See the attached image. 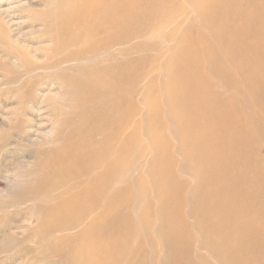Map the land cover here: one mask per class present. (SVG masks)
<instances>
[{
  "label": "rangeland",
  "instance_id": "374dc122",
  "mask_svg": "<svg viewBox=\"0 0 264 264\" xmlns=\"http://www.w3.org/2000/svg\"><path fill=\"white\" fill-rule=\"evenodd\" d=\"M44 1L15 13V22H25L20 31L29 34L23 44L12 42L16 31L0 30V264H238V248L264 234V77L255 78L263 75L264 58L246 64L239 75L230 59L239 61L237 50L248 60L264 57V35H256L263 29L264 20L257 18L264 0L252 6L218 0L227 17L216 30L203 15L210 0H142L138 22L123 25L120 37L110 34L119 44L123 37V46L56 72L47 69V59L56 62L88 45L80 39L58 51L54 39L45 38L39 18L53 4ZM7 3L0 0V10ZM214 19L220 20L219 13ZM106 63L112 69L105 72ZM116 66H125L122 75ZM223 67L239 81L241 75L251 79L233 87L219 77ZM213 104L221 106L218 121L211 118L219 111ZM119 114L126 117L121 121L128 148L106 162L96 154L78 176L97 170L105 187L121 183L113 189L127 203L121 215L99 221L96 210L90 230L41 236L47 224L65 228L80 219L76 209L64 206L76 197L62 196L58 188L74 184L67 178L76 151L97 144L102 130L119 134L118 124L113 126ZM88 125L96 129L89 132ZM205 126L211 133L204 138L215 130L218 145L196 143ZM82 134L95 135L80 145ZM67 151L72 155L62 159L59 154ZM208 151L212 162L199 161L198 154ZM199 173L203 189H197ZM234 180L242 181L245 192L254 189L257 196L248 199L254 213L229 194ZM220 183L226 191L217 190ZM207 193L213 199L223 193L215 204L232 210L225 222L217 218L216 205L205 206ZM236 222L244 226L238 229ZM227 253L230 260L223 261ZM245 261L264 264V258Z\"/></svg>",
  "mask_w": 264,
  "mask_h": 264
},
{
  "label": "bare ground",
  "instance_id": "6f19581e",
  "mask_svg": "<svg viewBox=\"0 0 264 264\" xmlns=\"http://www.w3.org/2000/svg\"><path fill=\"white\" fill-rule=\"evenodd\" d=\"M141 1L142 0H51L53 7L52 8L44 7L45 8L44 14L41 15V17L39 18V21L42 23L41 25H43L42 27L44 28L43 36L45 38H53L55 42V47L58 49V51L67 48L70 43L72 44V47H76L77 45H73V44L76 41H79L80 39L81 41L83 40V42H86L88 46L85 47L84 52L83 51H72L71 53L66 54V56L62 57L61 55V57L57 59L56 62H54V60H52L51 58L47 59V67H48L47 69L51 72L61 71L63 70L64 65L74 66L75 64H77V62L81 60H82L81 63L89 60L90 58L88 57H90L91 55L98 56L100 55V53L110 52L113 49V47H115L116 44L123 46L126 41L123 39V37L122 39L119 40L120 41V44H119V43H115L112 40L110 34L120 37V35L118 34H120L119 30L121 29L123 25H125L128 22L130 23L138 22L139 20L138 16L140 15L139 12L141 10ZM211 1L212 3L205 5L203 9V15L205 16V18H209L211 20L210 29L214 27V29L216 30V27L218 24L220 23L223 24L224 19H226L227 17V12H219L220 7L217 4L218 0H210V2ZM258 1L259 0H247V3L250 6H252V4L254 5ZM7 2H8L7 5L9 7L7 9L3 8V10H0V30H2V32L5 29H10L11 32L16 31L15 37L13 38L12 42H15L17 44L19 43L23 44V40L25 39V37L23 38V36L25 33H22L20 29L21 27H23L22 25L25 22H15L16 20H18V19L16 20L14 19L15 13L16 11L27 10V9H30L31 7H36L43 3H41L40 0H39L40 2L39 4H36L38 0L25 1V2H23V0H7ZM45 3H46V0L44 1V6H45ZM218 13L220 15L219 21H217V19H214V17ZM48 18H50V20H47L46 22L43 21ZM212 19H213V22H212ZM257 20L259 22H263L264 14H262L260 18H257ZM244 25L246 28H248L249 26V24L247 25L244 24ZM262 28L263 29L260 31V33L256 34L258 35L259 40H261V37L264 35V23H263ZM48 29H50L53 35L48 32ZM220 29L225 31L221 25H220ZM38 31L36 30V32ZM33 34L35 35L36 33L34 32ZM40 50L41 49H37V51H40ZM236 53H237V56L239 57V61H236L235 59H230V62L232 66L238 68V72H237L238 75L240 73H243V67H245L246 64H251L253 60L255 63H257V62L262 61V59H258V58H264L262 56L257 55L251 58L250 60H248L247 57L244 54H241L238 50L236 51ZM103 66L105 68L104 69L105 72L109 71L108 69H112L110 63L103 64ZM115 68L119 75H122L123 72L125 71V66H116ZM114 71L115 70H113V72ZM237 74H233L230 71H228V69L223 67L221 68L219 77H221L223 82L225 83L228 82V84L230 83L231 86L233 87H239L242 84L247 85L246 83L251 79V77H248V75L245 77L244 75H241L242 81H239V76ZM261 77H264V72L262 76L255 77L256 81L261 80ZM92 84L95 87H98L97 83H92ZM97 90L99 89L90 88L91 92H95ZM211 97L215 100H220L217 98V96L211 95ZM41 98L45 99L46 97H41ZM213 106L215 109L220 111L221 106L219 104H213ZM116 109L118 108L111 109L110 111H114ZM219 111L212 114L211 118L214 121H218L219 119L222 118V110L220 111L221 115L219 114ZM118 116H119V121L118 123H115L113 126H117L118 124V127L116 129H118L120 136L119 134L109 133L108 129L102 130L101 132L102 134H100L101 140L97 144H94L92 147H89V146L84 147V148H88L86 152L82 150L76 151L75 152L76 155L73 157L72 168L74 171L71 174L73 176H71L70 178H67V179H70V181H73L74 184L72 185L70 184V186L68 187L64 186V187L58 188V191L60 192V195L62 196H67L68 198L76 197L73 202L66 201L64 206H66V210H68L67 212H73L76 209V211L80 213V219H78V221H75L74 223L66 225L65 228H58L53 224L52 226H49L47 224L45 225L44 229L41 231L42 233L41 236L46 237V238H51L55 236V234L57 233H63L66 231L75 230L76 228L81 227V226H85L84 227L85 229L90 230L94 222V221L92 222V219L90 216L96 213V210H99V216H97L99 221L100 220L103 221L104 219L108 220L111 217L121 215L122 209L127 205V203H125V200H122L121 198L122 191L120 189L117 192H115V194L113 193L117 187L119 188L121 186V183H118V181H115L114 183H112V187L114 189L113 191V189L110 186L105 187L104 183H100V181H98L99 178L97 179V176L94 173L97 170L95 171L90 170L85 176L81 174H79L78 176V171L80 173L81 167L82 168H84V166L89 167L92 161L95 160L94 158L96 154H99V155L101 154L102 158L105 159V162H106V159H109L112 155L116 156V158H118L119 156H122V152L126 148H128V142H126V140L123 139L122 133L124 132V129H123L124 124H123V121H121V119L124 120L126 119V117L124 116V114L122 115L119 114ZM95 129L96 127H94L93 125H88L89 132H93ZM208 129L209 128H206L205 126L202 131L199 130L201 132L200 133L201 135L200 136L198 135L196 138V141H197L196 143L198 145L201 143V140L205 143L206 146H211L215 144L218 145V143L221 142L219 139L220 137L216 136L215 130L210 138H204V136H207L211 133V129L209 130ZM94 135L95 134H82L80 145L85 142L91 141ZM135 148L136 147H133V150ZM71 155L72 153H70V151L59 154V156L62 159L70 157ZM198 155L199 157L200 156L201 157L200 159L199 158L197 159H199V161H201L202 163L209 164L212 162L210 151L205 152L204 154L199 153ZM221 162L222 161L219 160L217 162H213V164H215V167H217L218 163H221ZM115 166L116 167L120 166V160L115 164ZM104 169L106 170V172L111 173L110 169H106L104 167L102 171ZM65 174H61V177H65ZM220 174L222 173L220 172ZM202 175L203 173L198 174V178L200 179V185L201 184L202 185L201 186L198 185L197 189H203L204 185H203ZM222 178L224 179L223 174H222ZM233 183H235V185L230 190L229 194L239 200L246 201L247 203L246 208H248V210H250L251 213H254V210L253 208H250L249 201H248L250 197L257 196L254 189H250L249 191L245 192L241 189L242 181L234 180ZM214 186H216V183L214 184ZM225 189L226 188L222 186V183H220L217 187V190H221L222 192L226 191ZM33 193L34 192H32V194ZM222 194L223 193L217 194L216 198L213 199L212 197H214V194L210 196L207 193L206 196L208 198V201H212L213 204L207 201L205 203V206L210 207V206L216 205L215 203L220 202V200L222 199ZM229 194L226 193V198L229 196ZM200 195L201 193H199L197 197ZM101 201H106L109 203L100 205ZM85 204L87 206L84 209L82 208L80 209V207ZM215 211H217V218L220 219L221 222H225L227 215L232 210H230V208L227 206L218 208L216 205ZM261 213L262 212H258L259 215ZM89 222H92V224ZM235 224L238 229L244 226L242 224H239L238 222H236ZM244 246L242 247V249L238 248L237 250V255L239 258L238 257L236 258L239 260L238 264H246L245 260L251 257L254 258L258 262L264 258V234L261 233V234L253 235L252 240L248 241V243H246V245ZM230 254L231 253H227L224 256L223 261L230 260L228 257Z\"/></svg>",
  "mask_w": 264,
  "mask_h": 264
}]
</instances>
